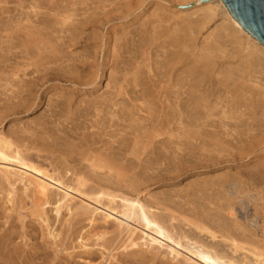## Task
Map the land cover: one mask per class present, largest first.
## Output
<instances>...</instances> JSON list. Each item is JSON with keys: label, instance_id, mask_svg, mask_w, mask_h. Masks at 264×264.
Listing matches in <instances>:
<instances>
[{"label": "bare ground", "instance_id": "bare-ground-1", "mask_svg": "<svg viewBox=\"0 0 264 264\" xmlns=\"http://www.w3.org/2000/svg\"><path fill=\"white\" fill-rule=\"evenodd\" d=\"M149 1L0 0V123L42 106L52 81L64 78L72 84L55 101L48 100L49 113L39 118L33 134L21 140L12 133L0 135V159L41 174L24 171L21 176L42 201L55 204L57 216L63 208L71 213L78 208L72 203L75 194L106 201L120 214L114 216L118 233L127 232L122 249L140 246L138 240L144 238L149 245L165 244L176 264L183 262V249L199 264H264V45L229 13L254 42L242 44L240 52L227 50L236 32L226 25L206 48H197L194 34L210 24L214 4L222 0L201 4V16L181 25L160 6L140 22ZM78 46L95 49L86 57L73 55ZM107 68L114 91L77 101L79 87L99 81ZM25 142L37 152H58L72 171L51 174L23 153ZM223 166L235 171L194 181L185 191L184 202L196 211L183 216L199 244L191 248L181 240L191 235H179L176 225H166L161 217V211H169L173 220H183L176 213L188 210L176 198L179 194L142 198L143 178L152 171L162 182L198 168ZM69 171L73 176L67 178ZM54 186L60 191L56 199ZM107 212L106 222L113 216ZM40 218L51 225L49 217ZM54 233L50 230L56 238ZM202 234L222 238L227 251H220V243L204 242ZM8 251V261L15 263V253ZM16 254L20 260L22 255Z\"/></svg>", "mask_w": 264, "mask_h": 264}, {"label": "rangeland", "instance_id": "rangeland-1", "mask_svg": "<svg viewBox=\"0 0 264 264\" xmlns=\"http://www.w3.org/2000/svg\"><path fill=\"white\" fill-rule=\"evenodd\" d=\"M194 3L195 2L193 0H150L149 4L143 11L144 14L141 15V17L143 18H141L142 20H140V22H142L143 19L149 15V13L158 11L157 7L160 6L163 7L162 11L167 12V15H170L173 18V23L179 22L178 25H181V23L184 22L188 23L189 20L197 19L204 12V8H202L201 5L193 7ZM214 5L215 14L211 18V21L209 22L210 24H205L201 30L197 31V34H194L195 42H197V48H206V46L210 43V40L211 42L214 41L218 33L221 31L222 27L226 25L236 32V38L229 43V45L227 46V50L236 49L237 51H239L243 48H241L242 44L247 47L254 42V40L249 38L243 31H241L237 27L233 19L230 17V12L224 2L222 3V1H218ZM185 11H188V13H186ZM115 24L120 25V23L118 22H115ZM107 26L103 29V33L106 32ZM197 38L198 40H196ZM252 38L254 37L252 36ZM113 45L114 41L111 42V49L114 48ZM257 46L260 47L259 45ZM72 49L74 51L73 55H82L83 57H86L88 53L90 54L95 49V47L89 49L83 46H78V48L75 47ZM219 53L222 54L221 52ZM242 53L246 54L247 49L246 51L243 50ZM103 59L104 51H101L99 56L100 63L103 62ZM101 73L102 71H99V74ZM110 73L111 69L107 68L104 71V76L99 79V81L92 85L80 86V91L75 97L76 100L88 101L95 98H104L109 96L114 91V87H112L110 84L111 82H109ZM50 85H52L51 89L48 92L45 103L42 106L34 111L12 114L7 119L2 121V123H0L1 136H7L12 133L16 138L21 140L22 138H27V136L33 134L36 127V122L39 120V118L42 117L43 114L49 113L47 110L48 100L51 99V101H55L57 99V94L60 91L66 92L67 89L72 87V84L65 81L64 78L56 79L52 81ZM0 98H4V95H0ZM3 100L4 99L0 100V105H3ZM49 139L51 140V138ZM24 144L26 146L21 147V149L24 150L23 153L31 155L33 159L36 160V163L44 164V166L49 170L51 174L54 175L57 173H65V170L71 169V167L69 166V161L67 160L66 162L64 156H60L58 152H37V150L29 146L27 142H25ZM19 145H21L20 142ZM14 147L15 144L12 145V148ZM210 170L211 168H198L190 171V173L187 175L184 174L179 178L162 182H157V179L159 177L157 175H154V173L150 171L146 176L144 175L145 177L143 178V183H146H144V185L142 186L140 195L142 198L153 200V196L162 197L164 193L175 194L177 192L179 196L176 198L178 200L180 199L179 201H183L184 206H186L185 208L188 211L183 212L182 214L177 212L176 215H182L178 217L181 219H183V216L189 217V213H192V208L194 205L188 204L184 201L187 199L185 191L190 188V184L194 181L195 183L202 182V179H208L213 176H218L227 171H235L234 166H223L218 170ZM24 171L28 172L27 175H34L37 177L42 176L41 174L36 173L35 171L28 169L27 167L24 168V166L15 163V161L0 159V264L11 263L10 261H8L10 258L9 255L5 254V251H8L7 248H10L8 253L13 252L16 254V252H18L16 256L19 255V253L22 255V258L20 259L21 261L17 259L16 261L14 256L15 254L12 255L11 260H14L15 262L12 264H176L177 260H172V257L168 253L169 249L165 244L160 245L158 243H153L152 245H149L148 243H146L144 238L138 240L140 246H136L128 250L122 249V244L125 240H127L128 235L125 230H123L121 233H118L114 216H120V214L116 213L115 211H111L107 207L106 201H104V204H101L74 193L76 199L72 203L75 205V207L78 208L74 209L73 213L68 211L66 208H63L60 215L57 216V213L55 211V204H46V202L42 201L39 198L34 186L26 184V180H23L22 176L24 177ZM174 173L175 171L170 172V175ZM72 176L73 175L70 171L68 175L66 174L67 178ZM146 178H148V181L146 180ZM171 190L174 192H172ZM53 191V196L56 199L60 191L56 189L55 186ZM9 199L11 200L9 201ZM83 200L87 203H90V206L84 207ZM38 204L41 206H38ZM96 208L99 209L96 210ZM105 209L108 210V212H112L113 214V216L109 218L107 222L104 218L107 212ZM42 210L44 211L43 213H41ZM79 211L80 214L78 215L77 213H79ZM83 212L85 213L83 214ZM195 212L196 211L194 210L192 214H195ZM38 213H40V215H42L43 217L50 218L51 225L49 227H47L46 224L42 221V218H40V215H38ZM91 213H94V215ZM161 214V217L163 220H165L166 225H170L172 223L176 225L177 228L176 230H174L176 233L178 231V234L182 236L185 234L191 235L190 237L188 236L181 238L183 244L188 246L190 245L191 248L199 245L194 244L197 237L194 236L193 233L191 234L189 232L191 231L190 227L186 224L184 219L173 220L170 217L171 213L169 211H161ZM171 219L173 220V222L171 221ZM98 223L100 226L98 225ZM132 223L131 224L134 226L137 225L139 229L144 228L139 223H136L134 221H132ZM50 230L55 232L54 234L56 235V238L50 234ZM103 232L107 233L104 238H100L101 236L99 235H101V233ZM114 234L116 236L112 238ZM202 235V240L207 244L212 245L220 243L222 245V247H218L220 251H227L228 247L225 245L226 243L222 238L217 237L216 240H214L209 236V234ZM7 237H12V239H14L11 240L12 242H10L8 241V239H6ZM4 239L6 240L4 241ZM6 241H8L7 244ZM163 243L166 242L164 241ZM14 244L17 245L19 250ZM27 248H29V250ZM25 249L26 251H24ZM35 250L37 251V253L35 252ZM128 251H131V253H129ZM182 252L184 255L180 256L179 258L183 261L182 264H199V260H197V258H194L193 260L188 259L191 254H189L187 250L185 251V249H183ZM50 254L51 257H49ZM30 259L33 260V262ZM185 260L188 261L186 262Z\"/></svg>", "mask_w": 264, "mask_h": 264}, {"label": "water", "instance_id": "water-1", "mask_svg": "<svg viewBox=\"0 0 264 264\" xmlns=\"http://www.w3.org/2000/svg\"><path fill=\"white\" fill-rule=\"evenodd\" d=\"M212 0H201L193 7ZM242 28L264 45V0H222Z\"/></svg>", "mask_w": 264, "mask_h": 264}]
</instances>
